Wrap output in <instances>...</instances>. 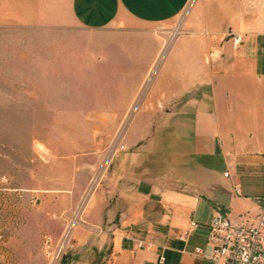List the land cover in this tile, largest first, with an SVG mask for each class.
<instances>
[{
    "label": "crops",
    "instance_id": "crops-1",
    "mask_svg": "<svg viewBox=\"0 0 264 264\" xmlns=\"http://www.w3.org/2000/svg\"><path fill=\"white\" fill-rule=\"evenodd\" d=\"M191 1L0 0V28L58 37L65 80L51 90L68 93L52 105L66 110L62 122L79 108L97 109L98 123L128 125L110 156L94 155L106 164L62 264H212L215 212L233 224L260 214L264 0H202L177 35ZM233 34L244 36L236 49ZM64 155L66 179L38 190L43 212L59 202L77 209L97 165L90 151Z\"/></svg>",
    "mask_w": 264,
    "mask_h": 264
},
{
    "label": "rangeland",
    "instance_id": "rangeland-1",
    "mask_svg": "<svg viewBox=\"0 0 264 264\" xmlns=\"http://www.w3.org/2000/svg\"><path fill=\"white\" fill-rule=\"evenodd\" d=\"M197 4L202 0L191 1L174 22L173 33H182L180 26ZM198 8L202 16L203 6ZM58 40L48 32L0 28V264H62L70 232L82 223L83 209L106 164L94 155L103 149L110 156L128 126L98 123L97 109H69L74 122H62L66 110L52 105L68 93L51 90L65 80L58 65ZM148 77L140 85V97L153 81V75L151 82ZM83 115L91 122H77ZM68 150L90 151L97 163L91 181L77 209L59 202L43 212L38 190L52 177L66 179L63 163ZM62 243L64 249L54 259L53 252Z\"/></svg>",
    "mask_w": 264,
    "mask_h": 264
},
{
    "label": "built area",
    "instance_id": "built-area-1",
    "mask_svg": "<svg viewBox=\"0 0 264 264\" xmlns=\"http://www.w3.org/2000/svg\"><path fill=\"white\" fill-rule=\"evenodd\" d=\"M233 47L236 49L243 44L244 36L230 35ZM153 73L148 77L151 82ZM228 177V174H225ZM191 226L179 235L185 240L191 233ZM207 246L210 249L209 260L212 264H264V200L262 209L254 222L233 224L221 211L217 210L208 225ZM50 243V240L47 241ZM137 247L150 250L153 246L136 241ZM50 246V245H49ZM64 249V243L53 252V258L58 259ZM196 255H202V249H196ZM163 262V258H160Z\"/></svg>",
    "mask_w": 264,
    "mask_h": 264
}]
</instances>
